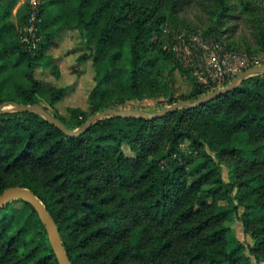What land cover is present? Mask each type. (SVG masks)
I'll return each mask as SVG.
<instances>
[{"label":"trees","instance_id":"1","mask_svg":"<svg viewBox=\"0 0 264 264\" xmlns=\"http://www.w3.org/2000/svg\"><path fill=\"white\" fill-rule=\"evenodd\" d=\"M21 1L0 0V105L37 102L69 128L146 97L173 103L212 90L162 42L163 26L192 5L210 18L204 33L219 40L239 17L250 19L264 52L263 7L252 0H40L34 48L12 19L16 11L27 21L30 4ZM66 30L80 32L86 50L77 61L92 62L95 83L86 108L73 103L62 113L56 104L74 86L38 71L61 77L52 51ZM176 71L192 82L178 97ZM14 185L46 206L71 264H264V71L204 104L110 115L79 135L39 111L3 110L0 193ZM238 217L253 240L247 247L234 232ZM0 264H60L24 198L0 207Z\"/></svg>","mask_w":264,"mask_h":264},{"label":"rangeland","instance_id":"2","mask_svg":"<svg viewBox=\"0 0 264 264\" xmlns=\"http://www.w3.org/2000/svg\"><path fill=\"white\" fill-rule=\"evenodd\" d=\"M29 0H22L21 3ZM260 8L261 23L264 26V5L261 0H252ZM179 23L168 22L163 26L162 42L164 46L173 50L181 62L193 72L202 82L206 83L212 90L225 86L232 78L248 65H259L264 61V52L259 49L256 36V28L253 21L246 17H239L235 22V29L227 32L225 37L217 39L214 35H206L204 31L211 21L206 11L201 7L192 5L181 10L178 14ZM12 19L23 29L27 23L20 22L16 16V11ZM57 44L53 54H58L59 65L62 66V75L56 78L49 68L39 69V75L52 81L57 85L70 84L74 86L61 100L57 102L60 112L66 111V105L75 103L76 105L87 107V93L94 85V69L90 60L84 62L77 61V54L86 50L81 44V35L78 30L63 31L57 36ZM232 42L233 45H229ZM101 71V66H98ZM61 74V72H60ZM38 75V76H39ZM192 82L189 77L176 71V79L173 86L174 96L178 97L190 91ZM166 99L146 97L139 102H130L125 109H145L157 111L169 105ZM223 176L226 180L230 178V172L226 164H222ZM244 208L239 207L238 214ZM234 232L237 238L247 247L253 243L249 232L244 230L239 217L233 223ZM248 253V248L246 249ZM254 260V259H253Z\"/></svg>","mask_w":264,"mask_h":264},{"label":"water","instance_id":"3","mask_svg":"<svg viewBox=\"0 0 264 264\" xmlns=\"http://www.w3.org/2000/svg\"><path fill=\"white\" fill-rule=\"evenodd\" d=\"M264 71V63L250 66L242 70L241 72L237 73L232 80L223 87L210 90L207 93H204L193 100H178L175 101L157 111H149L145 109H125V108H115L109 107L102 109L91 116H89L80 126L75 128H69L63 124V122L54 114H52L49 110L43 107L40 103H33V104H25V103H18L8 105L7 103H3L0 105V112L6 109L12 110H26V111H39L41 112L46 118H48L51 122L56 124L60 129H62L65 133L71 135H79L83 133L93 122H96L100 118L110 116V115H124V116H145V117H154L165 114L177 107L184 106V105H191L196 106L199 104H204L207 101L212 100L213 98L217 97L221 93L228 91L234 88L242 78L248 77L250 75H254ZM15 198H24L29 201L39 213L41 219L45 223L49 240L53 246V249L57 255L60 264H71L69 258L67 256L66 250L62 243V239L59 233V229L57 223L55 222L54 218L48 212L46 206L42 203L39 197L28 187L14 185L5 188L0 193V207L6 205L10 200Z\"/></svg>","mask_w":264,"mask_h":264},{"label":"built area","instance_id":"4","mask_svg":"<svg viewBox=\"0 0 264 264\" xmlns=\"http://www.w3.org/2000/svg\"><path fill=\"white\" fill-rule=\"evenodd\" d=\"M30 10L27 17V23L22 29L21 40L29 47H36L40 36L37 32L38 14L40 11V0H29Z\"/></svg>","mask_w":264,"mask_h":264}]
</instances>
